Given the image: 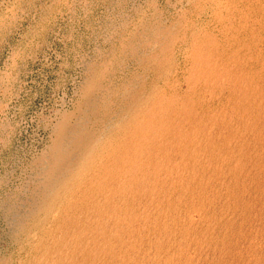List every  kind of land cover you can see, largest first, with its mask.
Segmentation results:
<instances>
[{
  "label": "bare ground",
  "instance_id": "6f19581e",
  "mask_svg": "<svg viewBox=\"0 0 264 264\" xmlns=\"http://www.w3.org/2000/svg\"><path fill=\"white\" fill-rule=\"evenodd\" d=\"M220 1L227 42L139 10L91 63L0 264H264V0Z\"/></svg>",
  "mask_w": 264,
  "mask_h": 264
},
{
  "label": "rangeland",
  "instance_id": "374dc122",
  "mask_svg": "<svg viewBox=\"0 0 264 264\" xmlns=\"http://www.w3.org/2000/svg\"><path fill=\"white\" fill-rule=\"evenodd\" d=\"M221 2L225 7L228 0ZM212 4L213 0H0L4 29L0 30V255L15 251L9 234L15 212L27 210L35 174L32 162L50 145L62 114L74 111L91 63L111 48L118 34L127 35L137 27L144 12H157L175 27L183 28L190 19L200 21L226 41L231 33L221 32L224 22L213 20ZM44 9L53 11L44 17ZM227 12L222 14L225 18ZM179 63L185 65L184 57ZM132 65L127 64V72ZM10 208L15 215L7 217Z\"/></svg>",
  "mask_w": 264,
  "mask_h": 264
}]
</instances>
